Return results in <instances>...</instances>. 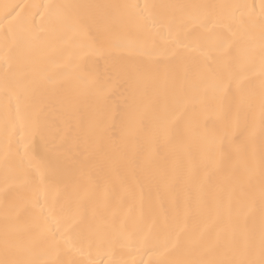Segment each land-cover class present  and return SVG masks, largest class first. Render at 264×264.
<instances>
[{
	"label": "bare ground",
	"instance_id": "bare-ground-1",
	"mask_svg": "<svg viewBox=\"0 0 264 264\" xmlns=\"http://www.w3.org/2000/svg\"><path fill=\"white\" fill-rule=\"evenodd\" d=\"M125 3H246L255 5L258 12L261 0H0V19L5 4L21 5L17 9L20 16L13 23L27 18L40 36L38 41H26L17 49L16 60L8 69L9 75L19 82L17 91L28 87L33 75L45 77L43 86L28 100L41 113L39 128L33 130L25 121L20 134L6 143L2 134L6 106L12 110L15 100L5 95L6 66L0 46V162L7 159L9 164V169H5L0 163V190L6 180L12 179V169L26 144L33 163L43 158L56 169L59 203L79 199L89 217L103 216L134 237L150 236L149 227L152 232L160 230L163 211L171 210L176 199L187 196L196 201L203 196L209 209L214 207L224 170L212 174V169L218 162L227 166L226 158L234 154L235 146L243 139L246 113L235 110L236 98L231 91L222 98L211 90L193 91L194 74L205 59L198 51L187 52L189 59L185 64H165L150 61L148 47L143 55L132 56L112 49L117 37L135 32L131 27L121 30L111 10L103 6ZM42 4L86 7L79 10L77 25L50 20L47 14L41 18L34 6ZM230 25L227 15L218 16L211 33L193 31L185 42L215 55L224 44L235 46L245 39L243 31L234 27L230 31ZM3 27L0 24V32ZM150 63H158L159 73L168 72L177 79L185 71L193 76L175 93L140 97L136 115H130L127 101L141 87L134 69L147 68ZM173 113L177 118L171 124L172 132L165 135L157 127V118ZM85 154L94 166L81 174L80 163ZM101 154L115 159L101 160ZM69 171L79 176L78 183L68 184L64 179ZM190 176L194 180H189ZM37 188L38 177L28 185L10 189V200L19 206L21 229L28 220L31 201L44 197ZM3 228L0 199V232ZM123 251V258L130 264H158L161 259L147 246ZM113 258L118 257H105V264Z\"/></svg>",
	"mask_w": 264,
	"mask_h": 264
},
{
	"label": "snow or ice",
	"instance_id": "snow-or-ice-1",
	"mask_svg": "<svg viewBox=\"0 0 264 264\" xmlns=\"http://www.w3.org/2000/svg\"><path fill=\"white\" fill-rule=\"evenodd\" d=\"M34 7L41 18L47 14L50 20L79 25V10L86 6L42 4ZM103 7L111 10L121 30L131 27L135 32V35L117 37L112 49L132 56L143 55L148 47L149 60L165 64L173 61L185 64L189 59L187 52H200L205 59L194 74L193 91L211 90L221 98L231 91L236 98L235 110L246 113L243 139L235 146L234 154L226 158V167L218 162L212 169V174L224 171L211 210L203 196L196 201L187 196L176 199L171 210L163 211L159 231L152 232L149 227L150 236L135 237L123 227L116 228L103 216L86 215L79 199L69 198L59 203L56 169L43 158L33 163L25 144L12 169V179L6 180L0 190L4 210L0 264H105V257H118L109 259L108 264H130L123 258V250L131 252L146 246L161 257L158 264H264V0L258 12L255 5L246 3H125ZM3 8L0 19L4 25L0 46L6 66L3 87L6 97L11 96L15 105L12 110L6 106L2 134L10 144L12 137L20 134L25 121L33 130L39 128L41 113L28 100L43 86L45 77L37 73L31 77L28 87L17 91L19 82L9 75L8 69L16 60L17 49L26 41H38L40 36L27 18L13 23L20 16L17 9L21 5L5 4ZM223 15L231 21L230 31L234 27L245 33L243 41L235 46L226 43L215 55L185 42L193 31L211 33L216 18ZM158 67V63H150L147 68L134 69L141 87L127 101L130 115H136L140 97L175 93L193 76L185 71L177 79L168 72L159 73ZM84 83L86 86L88 82ZM176 118L174 113L158 117V129L165 135L170 134ZM100 159L115 158L101 154ZM0 163L9 169L7 159ZM91 166L94 162L85 154L80 163L81 174ZM37 177V191L43 192L44 197L31 201L28 220L21 229L19 206L10 200V189L28 185ZM64 179L68 184H76L79 176L69 171L65 172ZM189 180L194 178L190 176Z\"/></svg>",
	"mask_w": 264,
	"mask_h": 264
}]
</instances>
